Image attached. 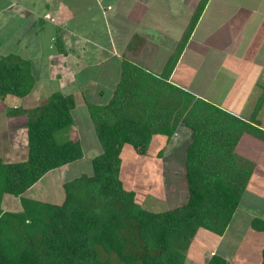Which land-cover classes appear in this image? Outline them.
<instances>
[{
	"label": "trees",
	"instance_id": "16d2710c",
	"mask_svg": "<svg viewBox=\"0 0 264 264\" xmlns=\"http://www.w3.org/2000/svg\"><path fill=\"white\" fill-rule=\"evenodd\" d=\"M177 59L178 54L168 60L159 77L124 60L111 99L104 105L87 102L102 152L91 160L89 175L61 184L59 205L23 194L52 171L83 158L80 142L68 137L74 96L54 92L36 107L6 111L25 120L27 160L6 164L0 159V264H184L198 230L224 234L253 171L235 147L244 133L264 140V132L167 83ZM34 84L29 60L0 56V99L24 98ZM179 124L191 133L183 159L185 201L162 212L147 211L123 186L122 151L131 146L144 157L153 137L168 140ZM158 150L160 157L162 146ZM4 195L19 201V212L2 211ZM251 227L264 235V219H253ZM261 259L264 264V249ZM207 264L229 263L213 255Z\"/></svg>",
	"mask_w": 264,
	"mask_h": 264
},
{
	"label": "crops",
	"instance_id": "0c3cea01",
	"mask_svg": "<svg viewBox=\"0 0 264 264\" xmlns=\"http://www.w3.org/2000/svg\"><path fill=\"white\" fill-rule=\"evenodd\" d=\"M35 1L42 2L40 12L34 10ZM203 1L206 4L196 25L179 49L184 33ZM7 2L9 4L3 11L7 9V14H13L15 2ZM20 2L23 4L24 0ZM29 3L31 9L15 11L14 17L19 19L25 16V12H34V21L31 22L33 28H18L17 36L34 29L35 34L46 32L45 38L49 43L45 50L46 56L43 55L46 60L30 59L39 55L29 56L25 60L31 63L35 84L45 81V91L49 92V88H53L54 92L73 95L76 101L83 104L80 106L76 102L72 112L73 126L68 132L69 139L80 142L83 154L85 150L82 146H86V143L81 140L85 138L88 141L87 137L94 131L86 104L104 105L111 99L124 60L159 77L168 60H174L178 54V61L167 83L264 132V0H30ZM81 18H86L85 25ZM36 20L39 22L38 30L34 28ZM9 54L12 53L0 56ZM110 61H113V71L118 78L112 85L108 84L107 79L102 82L100 75L95 76L92 72L94 67ZM42 66L46 73L39 76ZM35 84L32 91L38 93L40 90ZM24 98L7 96L0 99L3 102H0V114L6 119L0 122V137L6 145H3V150L6 151L8 147L9 154L25 150V159L18 162L27 160L25 120L22 117H9L6 111L21 107L19 103ZM74 112H79V118L90 121L91 132L84 131L85 126L75 123ZM190 135L189 129L179 124L168 140L160 135L152 140V143L162 142L163 154L177 166L174 169L183 177L181 189L184 195L187 194V186L183 159ZM96 143L100 148L99 155L102 150L98 139ZM234 152L253 166L240 203L244 202L245 208L251 204L257 214L249 216L248 228L237 239L240 246L250 253L242 257L243 262L240 264H260L264 235L253 230L251 222L255 218L264 219V140L244 133ZM175 180L173 178L170 184L173 191ZM32 188L23 196L26 197ZM126 190L136 193L133 188ZM182 204L180 202L177 206ZM245 208L238 206L233 217L237 211L245 213ZM228 229L229 225L224 234ZM224 234L218 237L222 239ZM202 254L206 255V258L203 256L202 264H207L213 255H217L213 251Z\"/></svg>",
	"mask_w": 264,
	"mask_h": 264
},
{
	"label": "rangeland",
	"instance_id": "374dc122",
	"mask_svg": "<svg viewBox=\"0 0 264 264\" xmlns=\"http://www.w3.org/2000/svg\"><path fill=\"white\" fill-rule=\"evenodd\" d=\"M13 1L15 2V6H13L12 8L14 12L22 10L24 8L31 9L29 3L30 0H24L23 4L22 2H20L23 0ZM48 2L52 5L50 1ZM35 3L36 5L34 10L37 9V12H40L41 8L43 7L42 2L35 1ZM8 4L9 3L7 2V0H0V42L2 43L0 54L12 53L13 55L18 57L20 54V58L22 57V59L24 60L29 56L39 55L37 58L30 59L46 60V57H43V55L46 56L47 52H45V50L49 43L47 38H45L46 32H39L38 34H35L34 29H31L30 32L28 31V33L23 34V36L20 33L21 35L19 37L16 33V30L18 28H28L29 26L30 28H33L31 26V22L34 21L32 19L35 15L34 12H25V16H20V18L18 19L14 17V12H12L13 14H7V9L3 11V9H5ZM49 19L53 20L52 18ZM81 20L85 25L86 18H81ZM45 22L48 24V21ZM35 23V30L40 29L38 26L39 22L36 20ZM69 25L72 26V23H69ZM82 25L79 26L82 27ZM13 32L14 34L11 36ZM14 40L17 41L13 43ZM113 70L114 64L113 61H110V63H103L99 66L94 67L92 72L95 76H97V74L100 75V79L102 82L103 80L107 79L108 84L112 85L114 81L118 80L117 75ZM45 73L46 69L42 66V70L39 71L38 75L44 76ZM86 75L88 74L86 73ZM36 83L37 84H35V86L40 91L38 93L32 91L30 96L21 100V102L19 103L20 106L28 108L36 107L38 104L40 105L44 103L47 96L54 92L53 88H49V92L44 90L45 81H37ZM67 93L68 92L66 91V94ZM44 95L46 96L44 97ZM76 102L77 105H83L79 101ZM78 113L79 112H74L75 123L78 124V126H85L84 131L91 132L90 121H88V119L86 118H79ZM2 119L6 120L3 114H0V122L2 121ZM96 137L97 136L93 131V133L91 132V135L87 137L88 141L83 138V140L81 141L86 143V146H82L85 150L83 158L73 164L64 166L62 169L52 171L48 176L44 177L39 183H37L29 193H27L26 198H35L36 201L42 203L55 205L61 204L63 201L62 195L59 193L61 191V184H63L65 181L79 177L80 175H89L91 173L92 157L95 158L100 150L96 143ZM161 144V141H155L154 143H152V145L150 146V150L145 154L144 157L136 155L131 146H126L122 151L121 158L122 163L120 170L124 187L126 189L133 188L136 191V203H138L141 208L152 212H156V210L162 212L163 210L176 207L178 203H184L185 201V192L183 193V189H181L183 177H181L178 170L174 169V167L177 168V166H174L171 158L163 154L164 149L162 150L163 152L161 151L162 156H158V149L160 148ZM3 145L4 144L2 142V137H0V158L3 159L2 161L16 163L18 162V160L25 159V150H17L13 153H10L12 154L10 155V150L8 149V147H6V152L3 150L4 146L6 145ZM167 149L168 146L166 148V153ZM173 178H176L175 191L172 190V185H170L171 183H173ZM3 197L4 199L2 201L1 209L4 212L7 211L15 213L20 211L21 205L16 198L9 195H4ZM239 206L243 209L245 208V203L241 202ZM152 209L156 210L153 211ZM255 211L256 210L253 209L251 204H249V206L247 205V207L245 208V213H243L242 211H237L233 219L230 221L229 229L224 234V237L222 239L204 229L198 230L194 238L190 242L187 250L184 252V264H202L204 261L203 256L204 258H206V255L202 253H208L211 251H213L217 255L223 256L228 260L229 264H240L241 262H243L242 257L248 256V254L250 253H247L245 249L240 246V242L237 239L240 238V236H242L245 230L248 228L247 221L250 218L249 216L253 215V213L257 215Z\"/></svg>",
	"mask_w": 264,
	"mask_h": 264
}]
</instances>
